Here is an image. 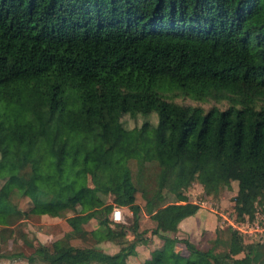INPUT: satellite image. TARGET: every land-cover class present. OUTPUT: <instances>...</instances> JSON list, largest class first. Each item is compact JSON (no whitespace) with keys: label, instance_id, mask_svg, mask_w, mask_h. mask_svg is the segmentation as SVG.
Here are the masks:
<instances>
[{"label":"trees","instance_id":"16d2710c","mask_svg":"<svg viewBox=\"0 0 264 264\" xmlns=\"http://www.w3.org/2000/svg\"><path fill=\"white\" fill-rule=\"evenodd\" d=\"M123 113L145 117L127 127ZM110 125L118 170L101 185L108 160L91 168L90 155ZM194 179L213 193L236 180L238 214L264 204V0H0V224L63 216L29 257L129 264L148 229L162 244L142 264H264V240L231 223L205 248L168 232L192 211L179 200Z\"/></svg>","mask_w":264,"mask_h":264},{"label":"rangeland","instance_id":"374dc122","mask_svg":"<svg viewBox=\"0 0 264 264\" xmlns=\"http://www.w3.org/2000/svg\"><path fill=\"white\" fill-rule=\"evenodd\" d=\"M187 100L196 101L189 98H187ZM205 104H208V102H205ZM221 105L223 106L225 103ZM144 117L142 113H136L135 115L123 113L121 115V120L125 126L131 127L139 124ZM149 119L153 123L156 122L157 116L155 111H151ZM107 129V139L111 143L110 146H96L90 155L91 168H102V160H108L111 176H102L103 172L100 169L96 170L97 173H99L98 182L101 185L110 183V181L113 180L112 173L115 177L118 170V147L113 142V138L115 133L121 130V128L118 125H110ZM127 133L133 135V130H128ZM104 168H106L105 165ZM87 181L89 184H92L89 174L87 176ZM236 191V180H232L230 187H222L217 193L205 192L200 181L197 179L192 180L189 185L183 188L184 198L179 200L180 202L188 201V209L192 211L185 215H181L177 219V231H174L172 227L168 232L171 235L176 234L179 237H189L197 246L205 248L212 242L214 228L217 225L232 223L240 229L245 241L264 240V204L256 203L253 214L251 215L247 212L238 214L237 203L234 198ZM165 195V202L173 200L174 198L172 193ZM110 198L111 196L108 195L107 199ZM122 206V219L119 221L129 224L132 217L131 210L125 205ZM75 209L80 212L83 211L79 203L75 205ZM34 210L38 211L39 206H35ZM181 211L184 210H179V213L174 218L178 217L179 214L182 213ZM73 212V209H67L65 214H71ZM186 216H188L186 218L187 221L183 220L186 222L182 224L184 222H181V220ZM62 218V215L35 213L28 217H20L7 226H2L0 224V264H39V258L37 256H32V258L29 257L30 253L33 247L38 245V243L49 244L54 238L61 235L62 231L59 227V221ZM110 218L112 219L111 216ZM142 223L146 224L148 222L142 220ZM179 223H181V226ZM96 224V220L92 218L86 225L87 227H92ZM128 234L131 235L129 231ZM145 234L148 237L147 241L138 243L135 247L136 252L127 256L129 264H142L143 259L149 255L150 249L162 244V239L149 233L148 229ZM97 245L108 252H114L119 248L117 242L109 239L102 240ZM15 248L21 250L24 255L15 257L7 256V254ZM175 249L183 253L187 252L186 247L181 241L176 242ZM89 264L97 263L91 262Z\"/></svg>","mask_w":264,"mask_h":264},{"label":"built area","instance_id":"2783aa9c","mask_svg":"<svg viewBox=\"0 0 264 264\" xmlns=\"http://www.w3.org/2000/svg\"><path fill=\"white\" fill-rule=\"evenodd\" d=\"M121 207L118 205H114L110 211V216L112 217L113 220L119 221L122 219V213H121ZM232 224V223H231ZM234 225V224H232ZM236 226V225H234ZM237 227V226H236ZM238 228V227H237Z\"/></svg>","mask_w":264,"mask_h":264},{"label":"crops","instance_id":"0c3cea01","mask_svg":"<svg viewBox=\"0 0 264 264\" xmlns=\"http://www.w3.org/2000/svg\"><path fill=\"white\" fill-rule=\"evenodd\" d=\"M118 206H120L121 208H123V206L122 205H118ZM188 216H186L185 218H183L182 220H181V222H184V223H182V224H185V222L187 221L186 220V218H187ZM183 220H186V221H183ZM180 224V226H181V223H179ZM182 226H184V225H182ZM185 227V226H184ZM186 228V227H185Z\"/></svg>","mask_w":264,"mask_h":264}]
</instances>
